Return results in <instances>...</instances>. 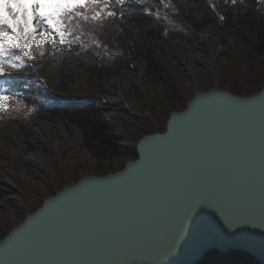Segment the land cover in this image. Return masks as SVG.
<instances>
[{
    "label": "water",
    "instance_id": "obj_1",
    "mask_svg": "<svg viewBox=\"0 0 264 264\" xmlns=\"http://www.w3.org/2000/svg\"><path fill=\"white\" fill-rule=\"evenodd\" d=\"M135 149L45 197L0 239V264H197L235 250L264 264V87L197 91Z\"/></svg>",
    "mask_w": 264,
    "mask_h": 264
},
{
    "label": "trees",
    "instance_id": "obj_2",
    "mask_svg": "<svg viewBox=\"0 0 264 264\" xmlns=\"http://www.w3.org/2000/svg\"><path fill=\"white\" fill-rule=\"evenodd\" d=\"M149 1L152 0L142 2ZM165 2L168 6L155 15L147 13L146 8L141 5L126 4L119 9L120 16H112L104 22L103 27L91 31L80 46L69 45L68 47L71 48H65L51 55L58 64L57 85L61 92L67 91V84L73 81L81 70L89 75L88 80H99L127 67L139 57L143 58L149 77L155 79L159 77L163 80L160 92L164 93V98L153 102L152 113L156 122L152 121L142 127H130V133L124 138L125 142L131 140L137 142L145 134L164 131L166 123L162 126L160 120L164 118L166 121L170 112L184 109L194 95L180 91V86L176 85L179 83L177 76L159 62L160 57L156 54L155 46L161 41L172 40L177 36L190 39L193 34L208 25L218 26L225 31L232 30L235 40L239 41L238 51L235 50L230 56L234 61L221 66L220 85L242 96L257 93L264 86V0H235V2L233 0H165ZM25 94L28 95L29 91ZM30 95L33 97H27L25 100L30 103L33 113L41 118H60L79 125L84 145L97 162L115 161V158L122 156L130 158L137 156L135 148L121 146L124 144L123 140L115 136L118 127L105 119L102 108L98 106L99 101L86 98L82 101L65 102L54 99L48 94L34 97L30 92ZM155 107L160 108L161 111L155 113L157 112ZM33 113L30 112L22 120H16L22 131H25L24 125L34 116ZM123 165L118 168L95 169L86 175H105L121 169ZM82 176L74 177L73 182ZM52 181L56 182L57 179ZM56 192L57 190L50 191L49 195ZM41 203L42 201L34 208L22 205V213L17 217L18 219H12L11 215L0 217V239ZM197 264L258 263L243 253L222 254L213 251Z\"/></svg>",
    "mask_w": 264,
    "mask_h": 264
},
{
    "label": "rangeland",
    "instance_id": "obj_3",
    "mask_svg": "<svg viewBox=\"0 0 264 264\" xmlns=\"http://www.w3.org/2000/svg\"><path fill=\"white\" fill-rule=\"evenodd\" d=\"M238 45L232 30L208 25L190 39L175 37L161 41L155 50L159 62L177 76L179 90L194 94L214 87L227 89L220 85V68L234 61L230 56L238 51ZM31 65L37 83L56 94L54 63L42 64L36 58ZM88 78L89 75L81 71L67 84L65 94L57 92L56 95L99 101L105 119L118 127L115 136L123 140L121 146L134 149L136 140L125 142L124 138L130 133V127L156 122L153 102L164 98V93L160 92L163 80L147 75L141 57L99 80ZM156 109L155 113L161 111ZM29 113L30 109L17 99L0 100V217L17 218L22 213V205L34 208L50 191L75 183L74 177L95 169L118 168L133 159L122 156L115 161L97 162L84 145L81 127L60 118H41L34 114L25 123V131L11 121ZM166 121L160 120L162 126ZM55 178L57 181L53 182Z\"/></svg>",
    "mask_w": 264,
    "mask_h": 264
},
{
    "label": "snow or ice",
    "instance_id": "obj_4",
    "mask_svg": "<svg viewBox=\"0 0 264 264\" xmlns=\"http://www.w3.org/2000/svg\"><path fill=\"white\" fill-rule=\"evenodd\" d=\"M101 2L102 0H0V26H6L7 29L0 30V62L7 59L10 49H27L33 42L41 45L47 42L55 46L58 38L59 43L64 44L65 36L70 34L66 20L73 15L88 19L78 10ZM103 2L106 3L107 0ZM118 3L122 4L124 0H118ZM23 55L27 56L28 52L25 51ZM15 60L20 61L21 57L16 56ZM4 99L7 97L0 96V100Z\"/></svg>",
    "mask_w": 264,
    "mask_h": 264
},
{
    "label": "bare ground",
    "instance_id": "obj_5",
    "mask_svg": "<svg viewBox=\"0 0 264 264\" xmlns=\"http://www.w3.org/2000/svg\"><path fill=\"white\" fill-rule=\"evenodd\" d=\"M123 168V167H122ZM96 175H98V174H96ZM84 176V175H83ZM47 197V196H46ZM45 198V197H44ZM43 198V199H44ZM42 199V200H43ZM218 252V251H217ZM233 253H242V252H240V251H237V250H235V251H232ZM210 253V252H209ZM220 253V252H219ZM243 254H246L247 256H249V257H251L256 263H258V264H262V263H260L254 256H252V255H250V254H248L247 252H243ZM206 256H204V258H205ZM204 258L202 259V260H204ZM202 260H200L199 262H201ZM198 262V263H199Z\"/></svg>",
    "mask_w": 264,
    "mask_h": 264
}]
</instances>
